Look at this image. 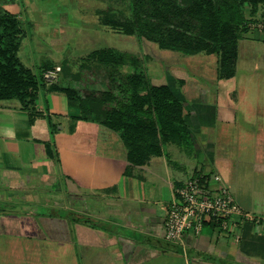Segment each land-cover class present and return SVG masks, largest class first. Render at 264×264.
<instances>
[{
	"label": "crops",
	"instance_id": "0c3cea01",
	"mask_svg": "<svg viewBox=\"0 0 264 264\" xmlns=\"http://www.w3.org/2000/svg\"><path fill=\"white\" fill-rule=\"evenodd\" d=\"M24 3L0 5L20 19ZM249 18L241 38L264 31L255 27L264 21V4ZM98 35L79 30L74 43ZM53 41L56 58H48L57 60L63 44ZM83 44L73 46L81 51ZM161 68L163 79L150 80L166 84L182 103L191 148L178 147L186 161L175 159L167 143L163 154L127 172L119 134L81 118L78 101L50 83L36 90L31 105L0 98V233L11 241L0 264H264V82L237 84L236 65L232 77H219L217 59L215 70H204L215 75L207 78L178 64ZM252 88L261 96L250 98ZM197 171L218 174L241 210L259 221L241 220L232 232L205 224L185 232L182 243L166 241L167 204Z\"/></svg>",
	"mask_w": 264,
	"mask_h": 264
},
{
	"label": "trees",
	"instance_id": "16d2710c",
	"mask_svg": "<svg viewBox=\"0 0 264 264\" xmlns=\"http://www.w3.org/2000/svg\"><path fill=\"white\" fill-rule=\"evenodd\" d=\"M124 2L127 11L113 6L97 11L108 18V21L99 18L98 23L127 35L145 37L161 49L176 50L183 55L215 54L217 73L223 78L233 76L237 41L248 30L244 4L248 3L250 16L264 4V0ZM24 35L22 21L0 5V98H18L31 105L36 90L46 85L43 72L59 66L58 76L49 87L76 99L81 118L98 121L119 134L129 161L127 172L133 165H142L151 156L163 154L164 144L173 143L190 150L182 103L166 84L155 85L150 81L142 57L104 46L79 56L77 69L71 65L73 56L64 54L66 57L57 60H41L35 72L18 56ZM128 66L131 71L124 69ZM84 71L95 74L96 82H103L104 88L82 87L79 79ZM199 174L197 171L192 176ZM207 176L203 174L204 179Z\"/></svg>",
	"mask_w": 264,
	"mask_h": 264
},
{
	"label": "rangeland",
	"instance_id": "374dc122",
	"mask_svg": "<svg viewBox=\"0 0 264 264\" xmlns=\"http://www.w3.org/2000/svg\"><path fill=\"white\" fill-rule=\"evenodd\" d=\"M170 1L183 3L185 0ZM22 3H24V0H0V4L3 6L15 4L20 7L22 6ZM112 6L123 9L124 11H127L126 8L128 7L124 0H27L19 14L25 31L18 52L21 61L25 65L36 70L37 65L42 59L46 57L56 58V56L52 55L54 52L52 51L53 49L50 43L53 38L54 45L59 47L63 44V49L61 51L63 54L66 56H76L70 58L73 69H77L78 67V65H76L78 58L77 55H83L88 49L90 50V48L93 47L105 46L134 52L139 55V57H142L146 74L152 80H154V74L156 77L159 76L160 79H163L165 73L162 71V66L170 67L177 64L178 66L184 67L189 75L191 74L193 77L196 76V79L198 77L200 78V76L205 78L215 76L214 74L208 76V71H204L206 70V67L208 70L210 68H214L215 70L217 59L215 54L199 52L193 55H183L176 50L161 49L154 41L146 39L145 37L138 38L135 35H127L99 24L98 19H101L102 17L104 18V16L97 13V11L107 10ZM248 9V3H245V17L247 16V21L251 22L252 18L249 17L252 16L248 13ZM104 20L108 21V18H104ZM29 21H31L32 24H29ZM38 22H40L39 24L41 25V28L37 26ZM262 23L263 21H259V24ZM62 26L63 28H61ZM257 26L255 25V27ZM259 27L262 29V25L257 28ZM58 30H60V35L57 34V36L55 34ZM79 30L93 31L94 33L99 34V38L96 40L95 37H92L85 41L84 37V41L82 40L83 42L80 41L77 43L79 45L84 43L82 48L85 49L79 51L73 46L75 45L74 38L77 36ZM54 36H57L58 38L55 39ZM259 37L262 38L260 39ZM64 41H66V43H63ZM263 41L264 31L260 34L256 29L250 30L245 37L238 40V58L237 63L235 64L237 84L243 83L246 87L251 88L255 83L262 84L264 82ZM79 45L75 46L80 48ZM65 55L63 56L66 57ZM202 59H204V63L207 64L203 69L200 66V64H202L200 63ZM258 65H260L259 70L253 71ZM190 67L192 70L189 69ZM124 69L126 71L132 70L129 66ZM194 69L195 71H193ZM161 71L163 74L162 76L160 75ZM88 72L89 71H84V73L80 74L79 84L82 87L93 86L99 89L104 88V84H102L103 82H96L98 80V78L95 79L96 75L92 73L89 75ZM86 73L88 75L85 76ZM255 89L256 88H252L250 91L251 94L254 92V96L252 94L249 96L250 98H256V95L261 96V91H253ZM238 114L240 113L238 112ZM166 145L167 144H164L163 146L165 147ZM167 150H170V152L177 157L175 159L186 161L187 155L181 151L177 145L170 144L167 147ZM9 240L10 237L1 235L0 233V255L1 249L7 246L6 243H8V246L9 243H11Z\"/></svg>",
	"mask_w": 264,
	"mask_h": 264
},
{
	"label": "built area",
	"instance_id": "2783aa9c",
	"mask_svg": "<svg viewBox=\"0 0 264 264\" xmlns=\"http://www.w3.org/2000/svg\"><path fill=\"white\" fill-rule=\"evenodd\" d=\"M257 25H262L264 29V21ZM58 71L59 66L45 70L42 74L43 81L46 84L55 81ZM241 220L257 222L259 218L241 210L218 174L206 179L203 174L190 176L174 189L167 204L163 238L166 241L182 243L185 232L198 233L205 224L213 223H217L224 232H232V228Z\"/></svg>",
	"mask_w": 264,
	"mask_h": 264
}]
</instances>
